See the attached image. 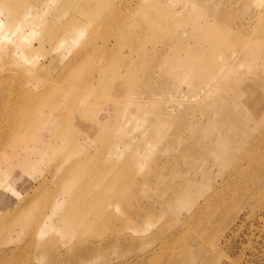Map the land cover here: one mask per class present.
Returning a JSON list of instances; mask_svg holds the SVG:
<instances>
[{"label": "rangeland", "instance_id": "obj_1", "mask_svg": "<svg viewBox=\"0 0 264 264\" xmlns=\"http://www.w3.org/2000/svg\"><path fill=\"white\" fill-rule=\"evenodd\" d=\"M148 1V7H167L160 10V25L151 20L153 15L144 8L135 6L138 0H76V4L65 0H0V264H45L51 257L52 264H264L263 146L262 154L256 152L246 174L234 179L219 197L206 199L210 188L206 189L209 184L202 172L197 174V183L188 188L190 194L202 188L190 203L182 205L173 200L167 204L163 201L164 192L148 186L153 204L151 208L144 206L140 216L125 219L124 211H132L136 204L130 201L108 206V211L118 217L111 215L108 227L95 233L82 235L77 227L65 229L68 221L62 215L64 205H58L63 188L59 179L50 176V168L70 152L71 146H79L80 165L75 180L81 177L78 190L86 191L88 202L79 204V198H74L69 203L74 204V209L84 206L80 212L90 215L93 221V211L108 191L97 187L98 172L92 170L118 167L104 176L105 183L113 187L130 184L141 176L154 178L157 168H151V164L165 155L170 146L149 142V135H168L175 128H183V116L187 119L197 107L198 102L185 96L169 101L156 94L154 87L161 82L166 87L171 84L166 77L156 76L157 71L147 77L146 70L154 73L149 68L155 59L150 54L153 48L168 45L160 51H170L174 62L176 58L193 64L205 60L209 64L206 69L222 59L235 60L237 65L227 67V73L240 76L255 67L256 59L248 66L242 53L237 61L230 54L232 50L248 41L260 53L264 51V45L252 44H264V0ZM133 8L136 11L131 14ZM8 11V17L2 18ZM232 29L235 30L224 37L227 46L220 48L211 43L215 33ZM182 30L185 33L180 35ZM170 31H175L172 40L167 35ZM106 46L113 51L102 61ZM129 51L134 53L139 74L125 81L119 75L126 61L117 55ZM103 68L114 69L113 76ZM255 73V79L252 75L249 78L257 92L251 105L264 93V73ZM147 90L150 96L143 92ZM74 91L79 93V100H75ZM136 92L144 96L138 109L133 104L129 107L125 98L127 93L130 96ZM110 93H115L114 102L109 100ZM54 97L58 99L51 102ZM169 102L177 114L167 117L164 109ZM254 106L259 107L258 113L264 111V104L256 102ZM143 113L147 120H143ZM153 115L158 122L151 118ZM79 116L84 118L82 122ZM94 117L101 122L107 120L105 131L100 130ZM260 119L264 117L252 120L259 124ZM69 121L73 123L71 138L70 129L66 128ZM262 124L264 121L259 134L263 136ZM59 128L66 130L63 141L54 133ZM123 139L126 149L110 161V148ZM21 140L23 144H18ZM16 144L22 149H17ZM4 158L10 163L6 165ZM192 165L199 166L197 159H185L167 169L177 180L178 173ZM207 168L215 172L218 167L209 163ZM142 203L148 205V199ZM47 215L39 226L40 217ZM69 217L74 219L75 213ZM119 219L125 222L121 225ZM109 227L114 228L112 231L119 229L115 241L86 253L85 258L71 250L77 236L98 239L109 234ZM5 238L12 241L5 243ZM26 240L32 242L29 247L23 246ZM77 249L82 251L84 244Z\"/></svg>", "mask_w": 264, "mask_h": 264}, {"label": "bare ground", "instance_id": "obj_2", "mask_svg": "<svg viewBox=\"0 0 264 264\" xmlns=\"http://www.w3.org/2000/svg\"><path fill=\"white\" fill-rule=\"evenodd\" d=\"M75 1L76 0H65V2L68 4H76ZM148 4V0H138L135 6L144 8L146 10L144 11L147 14L153 15L151 17V20H153L157 25H160L161 19L159 17H162L160 16V10H164V8L167 7L162 5L156 6V4H152L148 7ZM130 10L131 14L136 11V9L134 8ZM130 10H128V13ZM9 13H11V11L6 12L2 16V18H7ZM24 19L25 22L28 21V19H26L25 17ZM234 30L235 29H232L231 31L222 30L221 34L215 33L211 37V43L214 46L224 48L225 46H227L224 37ZM184 31L185 30L179 31V34L181 35L182 33H185ZM174 32L175 31H170L167 34L169 40H172ZM245 43L246 44L244 45L238 44V47L234 48V50H232L230 54L232 55V57L235 56L236 59V57L242 53L243 59L246 58V60L244 61L247 62L248 66H251V61L256 59L255 67H253V69L250 70L246 76H240L239 74L229 75L227 73V67L234 68L237 65L235 60L227 61L222 59L221 61H218L212 68H208V70L206 68L209 67V64L205 60L201 61V63L199 62L198 64H193L191 62H183L182 59L176 58V62H174V57L170 58V51H166L165 53L164 50L163 52L160 51V49H163L168 45H160L157 50H154V48L152 49V52H150V54L155 59L151 65L149 64V68L151 67L152 72L154 71V73L151 74V71L149 69L146 70L147 77L154 76L155 72L157 71L156 76L166 77L171 84L170 86L166 87L165 84L161 82L159 85L154 87V91L156 92V94L162 96V98H169V101L179 95L185 96L193 102H198L197 107L194 108L191 116L188 117L187 115V119H185V115L183 116L185 124L183 128H175L173 132L168 135H165V133L157 135H149L148 133H145L149 135V142L154 140V143H165L166 145L170 146V149L166 151L165 155H163L162 157H158L157 161L151 164V168H157L156 173L154 174V178L148 179L141 176L139 177V179H136V181L135 179H133L130 184L113 187L105 183L104 176L107 171H114L118 167H96L92 170V172H98L96 175V177L98 178L97 180L99 181L97 183V187H99L100 189L101 187H103L106 191H108L104 201L100 204L98 209L93 211V221L90 220V215L86 216L84 215V213L80 212L85 209L84 206H77L74 209V204L69 203L74 198H79V204H85L88 202L86 191L83 189L81 191L78 190L79 183L82 181L81 177L75 180L76 171L80 165V152L78 151L79 146H71L69 149L70 152L68 154H64V157L60 160H57L54 166L50 168V174H52L50 176H54L55 178L59 179L60 184L63 188L62 193L64 195L62 196V199L58 203V205L60 207H63L64 205V211L62 212V215H66V219L68 221L67 227L65 229L77 227L82 230V235H84V233H88V231L91 233H95L96 230L100 228L102 229L108 227V218L111 215L118 217L114 215L112 211H108V206H121L130 201H133L136 204L133 207L132 211H124L125 219L127 218V216H140V213L144 206H146L147 208L152 207L151 205L153 203L150 204L151 198L150 193H148L150 191V186H153L157 189L159 188L160 192L165 193L166 198L163 199V201L165 200V203L168 204L173 200H179L182 202V205H185L187 202L190 203L194 201L198 193H200V191L202 190V188H200L194 194H190L188 190L189 187L197 183L198 173L203 174L202 172H204V181L206 182V184H209L206 189L210 188V193L208 194L206 199L211 196L219 197L220 192L224 188L229 187L230 183H232L234 179L246 174L250 167V163L254 158H256L254 157V155L256 154V152L258 153L257 155H259L262 151L261 147H264V135L262 136L261 134H259L261 122L264 120L260 119V125L255 124L252 120L253 118L257 119V117H264L261 116V114H264V111L258 113L259 107L254 106L256 105V102L257 104H264V93L259 94L262 97L258 101V98H256L255 104L251 105V103L253 102L251 101V99L253 98V94H256L257 92L256 87L251 85V80L249 79L251 75L255 79V72L264 73V51L263 53H260L259 51L251 47L248 41H246ZM252 44H254L255 46L264 45L259 43L258 41L255 43L252 42ZM112 47L114 46L112 45ZM112 51L113 50L111 47H104L102 51V56L104 59L101 60L105 61L106 58L111 55ZM137 53L138 52H135V54ZM117 56L126 61L124 64V69L122 73H120L119 77L125 81L127 79H135L139 74V68L134 66V53L129 51V54H118ZM126 58L128 59V61ZM236 60L239 61L241 59ZM239 63L241 62H238V64ZM103 71H105L106 73L110 72V76H113V74L111 73L114 72V69L103 68ZM194 77L197 78V81L191 80V78ZM243 77V81L238 85L239 81ZM229 81H231V83H229ZM259 82L260 81H257V83ZM225 84L227 85V87L225 86ZM250 88L252 92H250ZM74 92L76 93L75 100H79V93L77 91ZM143 92L147 93L148 96L151 95V92L149 90H147V92ZM115 93H110V95L108 96L110 98L109 100H111L112 102H114L113 99L115 97ZM137 94L129 96L127 93L128 96L125 95V98L127 99L126 104L129 107L130 104H133L135 109L141 108V99H144V96H140L142 92H138ZM131 98L135 99H132L130 101ZM56 99L58 98L54 97L51 102L56 101ZM61 100L63 102L66 101L63 94L61 95ZM84 101L85 100H83L82 102L83 104ZM169 103H171L169 107L164 109V114L167 115V117H170L169 115L171 113L173 114L172 116L177 114V112H173L174 106L172 102ZM126 104L124 105V107L125 109H128V106ZM120 107L121 106H119V108ZM145 114L146 113H143V120H147L148 118H144ZM151 118L155 119L158 122L156 115H153V117ZM82 119L84 118H81L79 116L80 122H82ZM94 120L98 121V127H100V130L105 128L108 123L107 120H105L106 122H101L97 117ZM133 125L136 124L133 123ZM159 126H164V124ZM67 127L70 129V133L68 134L67 132V134L69 135V137L73 136V132L71 131V129L73 128L72 121H69L67 123L66 128ZM175 127H177V124L175 125ZM105 129L103 130L105 131ZM64 131H61L59 128L56 132H54L59 141L64 140ZM102 138H105V136H102ZM23 142L24 140H21L18 142V144H23ZM18 144H16L15 147L17 149H22ZM125 144L126 142H124L123 139L120 144H117L110 148V161H113L114 159L121 156L123 151L126 149ZM191 158L197 159L199 166L196 167L195 165H192L190 166V168L187 167V170L178 173V175H180V178H178L177 180L172 179V173L168 171L167 167L170 165L175 166L180 161ZM3 161L6 163V165L10 163L7 158H4ZM123 163L127 164V161L124 160ZM209 163L218 167L215 172L210 171V169L207 168V165H209ZM260 167L263 166L260 165ZM210 185L212 187H210ZM139 192L141 193L140 196ZM144 199H148V203L150 205L148 203V205L142 203V200ZM155 202L157 201L155 200ZM175 209L177 208L175 207L171 210L175 211ZM74 213L75 218L71 219L69 215H74ZM47 217H49V215L40 217L38 221L39 226L43 225L44 219H47ZM119 221V224L122 222L121 225L123 224V222H125V220L120 219ZM111 229L114 228H110V230ZM110 230L107 236L102 237V235L98 239L87 240L86 237L77 236L76 241L71 244V250L79 252V255L85 258L86 253L91 254L95 248L97 249L98 247L117 239L116 237L119 236V229L118 232L116 230ZM132 231L135 232L136 230L133 229ZM120 238L122 239L124 237L122 236ZM11 241L12 239L10 238L4 239L5 243ZM31 244L32 242L30 240H26L24 241L23 246L29 247ZM81 244H84V249L82 251L80 249H77L78 245ZM46 247L50 250L51 254L52 248L50 246V243H48ZM50 262L51 264L54 262V259L52 257L49 262L46 261L45 264H49Z\"/></svg>", "mask_w": 264, "mask_h": 264}]
</instances>
